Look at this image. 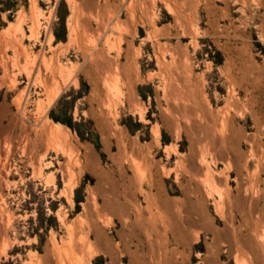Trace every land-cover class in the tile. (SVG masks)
<instances>
[{
    "label": "rangeland",
    "instance_id": "rangeland-1",
    "mask_svg": "<svg viewBox=\"0 0 264 264\" xmlns=\"http://www.w3.org/2000/svg\"><path fill=\"white\" fill-rule=\"evenodd\" d=\"M0 264H264V0H0Z\"/></svg>",
    "mask_w": 264,
    "mask_h": 264
},
{
    "label": "bare ground",
    "instance_id": "bare-ground-1",
    "mask_svg": "<svg viewBox=\"0 0 264 264\" xmlns=\"http://www.w3.org/2000/svg\"><path fill=\"white\" fill-rule=\"evenodd\" d=\"M58 136V135H57ZM55 137V136H54ZM51 138H52V135H51ZM55 139V138H54ZM60 218V217H59Z\"/></svg>",
    "mask_w": 264,
    "mask_h": 264
}]
</instances>
